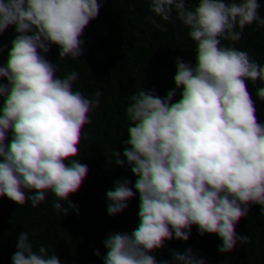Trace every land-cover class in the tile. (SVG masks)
<instances>
[{
	"label": "trees",
	"instance_id": "16d2710c",
	"mask_svg": "<svg viewBox=\"0 0 264 264\" xmlns=\"http://www.w3.org/2000/svg\"><path fill=\"white\" fill-rule=\"evenodd\" d=\"M165 2L0 12V264H264V0Z\"/></svg>",
	"mask_w": 264,
	"mask_h": 264
},
{
	"label": "clouds",
	"instance_id": "9594fccd",
	"mask_svg": "<svg viewBox=\"0 0 264 264\" xmlns=\"http://www.w3.org/2000/svg\"><path fill=\"white\" fill-rule=\"evenodd\" d=\"M16 7V0H0V12L11 14ZM163 17L162 39L175 49H193L199 43V33L196 31V17L199 9L192 0H166L159 9Z\"/></svg>",
	"mask_w": 264,
	"mask_h": 264
},
{
	"label": "rangeland",
	"instance_id": "374dc122",
	"mask_svg": "<svg viewBox=\"0 0 264 264\" xmlns=\"http://www.w3.org/2000/svg\"><path fill=\"white\" fill-rule=\"evenodd\" d=\"M182 72H176L174 79H177L181 76ZM87 102H85L86 104H89L90 107L97 109L98 107H100L97 103V96L92 98V99H85Z\"/></svg>",
	"mask_w": 264,
	"mask_h": 264
}]
</instances>
